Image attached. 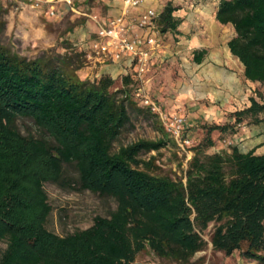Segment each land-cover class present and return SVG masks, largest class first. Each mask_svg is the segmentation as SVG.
Masks as SVG:
<instances>
[{
    "label": "trees",
    "instance_id": "1",
    "mask_svg": "<svg viewBox=\"0 0 264 264\" xmlns=\"http://www.w3.org/2000/svg\"><path fill=\"white\" fill-rule=\"evenodd\" d=\"M175 9L163 6L160 32H177ZM215 19L232 26L227 45L245 79L264 87V0H221ZM4 26L0 16V35ZM81 56L65 51L27 59L0 41V264H152L135 262L144 250L193 264L207 247L206 232L212 250L264 264V152L236 145L207 152L213 132L233 136L238 124L264 122L260 95L225 123L204 125L184 181L174 180L148 171L153 157L140 158L165 146V131L114 148L131 115L155 116L133 101V76L122 75L116 88L106 75L81 79ZM18 117L30 118L46 138L20 134ZM65 167L74 169V179L64 176ZM45 182L110 197L115 209L85 229L54 234L46 228Z\"/></svg>",
    "mask_w": 264,
    "mask_h": 264
},
{
    "label": "rangeland",
    "instance_id": "2",
    "mask_svg": "<svg viewBox=\"0 0 264 264\" xmlns=\"http://www.w3.org/2000/svg\"><path fill=\"white\" fill-rule=\"evenodd\" d=\"M206 0H198L196 4L205 5ZM210 4H213L210 2ZM215 5V4H214ZM105 7L102 0H70V4L62 5L57 15L50 17L47 9L43 7H31L25 0H0V16L5 21L4 29L0 35L1 43L11 51L27 59H34L44 53H64L65 51L82 53V66L77 74L81 79H90L84 75V69L97 63H91L87 57V48L84 45L94 38L93 29L96 25L92 16L97 19L105 17ZM90 36L87 38V36ZM66 47V48H65ZM169 57L163 61V87L172 86L176 88V79L184 74L182 64L185 61L179 59L176 41H170L168 46ZM186 77L184 76V79ZM119 81L114 86L119 87ZM252 97L260 95L264 101V87L259 83H249ZM166 90H164L165 92ZM171 95V94H170ZM164 96L168 94L164 93ZM232 107L217 108L213 103H190L184 105L180 110L192 126L185 129L191 139V146L188 148L190 157L192 149L201 141L204 136V125L222 124L229 120V114L235 111ZM144 109V108H142ZM146 110V109H144ZM147 111V110H146ZM179 111V110H178ZM220 115L224 113V119ZM190 117H193L190 118ZM191 119V120H190ZM258 126V127H257ZM15 128L24 136L35 138L45 137V133L38 129L30 118L18 117L15 120ZM237 133L233 136H220L218 132L212 133L214 146L207 149L208 153L228 150L229 146L236 145L241 152L255 149V153L264 152V122L258 125L247 124L246 121L236 126ZM164 129L156 116L131 115V123L127 126L114 143V148L120 145H127L139 139L155 140L163 136ZM259 131V133L257 132ZM258 133V134H257ZM263 141L256 143L257 137ZM164 147L158 151H150L140 155L143 160L150 157L154 161L149 172L157 176H167L174 180L183 179L187 166L186 155L182 153L172 139L168 136ZM64 176L74 179L76 173L72 167H65ZM43 190L46 193L47 201L51 207L50 214L46 221V228L54 234L63 236L76 230L89 227L96 216H107L115 209V201L107 196H101L89 191H80L71 188H63L53 182H45ZM208 233L203 238L207 241L206 249L196 252L190 262L193 264H257L256 261L245 258L241 253L235 251L230 256H225L220 251L211 249ZM135 262L152 264H181L165 258H157L148 250L139 253Z\"/></svg>",
    "mask_w": 264,
    "mask_h": 264
},
{
    "label": "crops",
    "instance_id": "3",
    "mask_svg": "<svg viewBox=\"0 0 264 264\" xmlns=\"http://www.w3.org/2000/svg\"><path fill=\"white\" fill-rule=\"evenodd\" d=\"M197 1L145 0L139 7L124 10L118 0H102L106 12L103 19L124 15L128 35H144L145 31L135 26V19L147 8L159 14L163 6L170 2L176 7L174 15L180 19V23L174 34L162 33L158 27L151 33L149 31L155 41L150 48L145 73V86L149 96L167 113L180 114L184 105L190 103H213L217 108L232 107L234 103L238 108L246 107L249 105V98L252 97L248 86L250 82L243 75V65L230 53L227 45L234 36L233 28L230 24H221L215 19L216 5L210 2H206L205 5L196 4ZM63 4L67 5L65 2L56 4L57 10H60ZM95 30L93 29V33ZM171 40L176 41L178 49L176 54H179V59L185 61L182 64L184 74L176 79V88L163 87V61L171 54L168 49ZM199 51H204V55L197 62L195 57ZM83 71L90 79L101 75L109 76L119 81L120 86L121 77L126 71V60L122 58L118 62L97 63ZM164 93L168 96H164ZM234 109L236 110L235 106ZM216 115L220 116L221 120L224 119V113ZM194 121L196 120L189 121L188 116L185 129L192 126ZM258 138L259 136L255 144L263 141L262 139L258 141Z\"/></svg>",
    "mask_w": 264,
    "mask_h": 264
},
{
    "label": "built area",
    "instance_id": "4",
    "mask_svg": "<svg viewBox=\"0 0 264 264\" xmlns=\"http://www.w3.org/2000/svg\"><path fill=\"white\" fill-rule=\"evenodd\" d=\"M31 7H43L47 9L50 17L57 15L56 4L70 0H25ZM124 10L141 6L145 0H118ZM216 6L221 0H208ZM124 15L97 19L92 16L96 25L94 38L84 48H87L86 57L91 63L118 62L122 58L126 60L124 75H132L134 87L132 90L133 101L141 108L156 116L165 133L172 139L178 149L190 158L188 148L191 139L185 132L186 119L179 113H167L161 109L156 100L149 96L146 88L145 73L147 71L150 48L155 41L149 31L156 29L158 14L151 8L145 9L135 19V26L145 31L146 34L128 35V27L124 23Z\"/></svg>",
    "mask_w": 264,
    "mask_h": 264
}]
</instances>
